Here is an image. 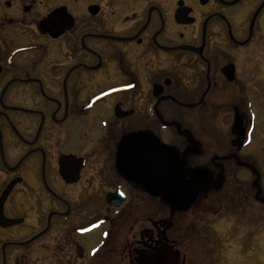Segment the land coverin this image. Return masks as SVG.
Instances as JSON below:
<instances>
[{"label": "flooded vegetation", "instance_id": "1", "mask_svg": "<svg viewBox=\"0 0 264 264\" xmlns=\"http://www.w3.org/2000/svg\"><path fill=\"white\" fill-rule=\"evenodd\" d=\"M252 106L264 0H0V264L219 249L213 221L264 206Z\"/></svg>", "mask_w": 264, "mask_h": 264}, {"label": "rangeland", "instance_id": "2", "mask_svg": "<svg viewBox=\"0 0 264 264\" xmlns=\"http://www.w3.org/2000/svg\"><path fill=\"white\" fill-rule=\"evenodd\" d=\"M252 103L254 104L253 101ZM252 109L257 113L259 129L263 126V110L258 106L257 109L252 106ZM206 123L208 120H205V125ZM259 137L264 139L263 136ZM245 203L244 206L239 201L238 208L241 210H236L235 216H228L225 212L226 215L223 213L220 220L212 222L218 227L219 249L207 250L204 257L197 260L199 263L196 261L193 264H264V206L254 200H246ZM215 209L217 208L213 206L211 210Z\"/></svg>", "mask_w": 264, "mask_h": 264}, {"label": "water", "instance_id": "3", "mask_svg": "<svg viewBox=\"0 0 264 264\" xmlns=\"http://www.w3.org/2000/svg\"><path fill=\"white\" fill-rule=\"evenodd\" d=\"M189 193H191L190 191H189ZM189 193H188V195H189ZM190 196V195H189ZM194 201V199H192V197L191 198H188L187 200H185L184 202H183V204H182V206H187V205H189L190 203H192ZM109 202H111L112 203V201L109 199Z\"/></svg>", "mask_w": 264, "mask_h": 264}]
</instances>
